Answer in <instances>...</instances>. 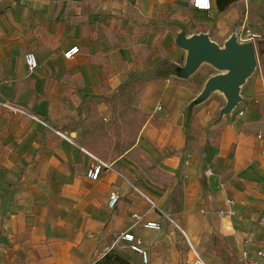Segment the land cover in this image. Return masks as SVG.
Returning <instances> with one entry per match:
<instances>
[{
	"label": "crops",
	"instance_id": "obj_1",
	"mask_svg": "<svg viewBox=\"0 0 264 264\" xmlns=\"http://www.w3.org/2000/svg\"><path fill=\"white\" fill-rule=\"evenodd\" d=\"M212 1L199 10L191 0H0V264H93L124 230L148 249L136 264H187L194 251L207 264H241L243 248L264 249V76L245 79L231 110L220 89L198 100L219 71L181 76L189 51L175 35L203 24L192 34L212 38L227 26L229 6ZM127 78L151 79L135 151L166 180L133 182L114 166L86 175L89 114L107 110ZM229 207L234 215L219 214Z\"/></svg>",
	"mask_w": 264,
	"mask_h": 264
},
{
	"label": "rangeland",
	"instance_id": "obj_2",
	"mask_svg": "<svg viewBox=\"0 0 264 264\" xmlns=\"http://www.w3.org/2000/svg\"><path fill=\"white\" fill-rule=\"evenodd\" d=\"M226 14V28L221 31L213 29L211 31L213 37L210 38L222 48H226L227 40L232 37L240 42H251L255 54V67L251 74L264 76V0H232ZM201 26L203 24H198V28L193 26L177 33L175 45L182 47L179 42L180 38L189 37L194 32L202 31ZM211 70L225 73V71H221L211 63L204 61L196 68V77L204 78L209 75ZM183 74L181 72V76ZM150 80L123 79L119 85V90L115 92L109 104V108L107 110L98 108L91 110L88 117L89 121L84 129L88 136L91 152L111 160L114 162V170L125 173L131 178V181L138 183L145 181L150 176H154L153 178L156 179L160 178V180L167 179L165 175L154 172L155 165H150L139 151H135V142L146 121V116L139 109L138 101L145 84ZM152 199L155 198L152 197ZM160 224L161 229L164 230V224ZM178 247L186 249L183 243L179 244ZM107 252L118 253L132 262L137 261V253L123 246L121 242H114L112 247L97 258L93 264L103 261ZM191 256V259H195L193 252ZM234 264L240 263L236 259Z\"/></svg>",
	"mask_w": 264,
	"mask_h": 264
},
{
	"label": "water",
	"instance_id": "obj_3",
	"mask_svg": "<svg viewBox=\"0 0 264 264\" xmlns=\"http://www.w3.org/2000/svg\"><path fill=\"white\" fill-rule=\"evenodd\" d=\"M179 42L189 51L186 65L180 68L183 76L190 75L203 61L225 71L208 80L198 100H203L214 90L220 89L228 98L226 109L231 110L240 100V85L255 67L252 43L240 42L232 37L227 40L226 48H222L205 33L181 37Z\"/></svg>",
	"mask_w": 264,
	"mask_h": 264
},
{
	"label": "built area",
	"instance_id": "obj_4",
	"mask_svg": "<svg viewBox=\"0 0 264 264\" xmlns=\"http://www.w3.org/2000/svg\"><path fill=\"white\" fill-rule=\"evenodd\" d=\"M191 5L199 10H209L211 9L213 5L212 0H191ZM80 51V46L74 45L68 50L64 52V56L66 58H72L76 53ZM25 61L28 67V70L30 72L34 71L38 67V60L36 58V55L34 52L29 51L25 54ZM8 106L18 112V113H27V110L23 107L20 106H15L8 104ZM59 134L67 138L69 141H72V138L66 134L62 133L61 131L57 130ZM261 137L263 138V149L262 152L264 153V132L261 134ZM90 156L92 157V163L89 166L87 170V177L91 180H98L101 177V174L103 172L109 171L112 169L113 165L110 161L96 155L95 153H92L88 151ZM209 173H211V170H208ZM149 199V198H148ZM120 201V195L118 192H113L110 195V199L108 202L109 207L114 208ZM150 203L152 206H155L154 201L149 199ZM232 200H229L228 203L231 205ZM220 215H234L235 212L232 210L231 207L228 209H221L219 210ZM137 219L140 220L141 217L138 215ZM262 221H264V217H262ZM142 225L146 228H151V229H160L161 224L158 221L154 220H144L142 221ZM116 243L121 242L123 246L129 248L131 251L138 253L141 257V260L143 263H148L149 262V252L148 249H146L143 246V241L142 239L137 235L136 232L132 230H124L121 231L117 238L115 239ZM239 260L241 264H259L261 262L264 263V249L258 248L255 251V256H251L250 251L247 248H243L239 254ZM136 264L135 262H133ZM187 264H207L203 258L197 253V257L195 259H189V262Z\"/></svg>",
	"mask_w": 264,
	"mask_h": 264
},
{
	"label": "trees",
	"instance_id": "obj_5",
	"mask_svg": "<svg viewBox=\"0 0 264 264\" xmlns=\"http://www.w3.org/2000/svg\"><path fill=\"white\" fill-rule=\"evenodd\" d=\"M232 0H217V5L220 10H224L229 6ZM96 264H134L132 261L122 257L118 253L107 252L103 261H98Z\"/></svg>",
	"mask_w": 264,
	"mask_h": 264
},
{
	"label": "bare ground",
	"instance_id": "obj_6",
	"mask_svg": "<svg viewBox=\"0 0 264 264\" xmlns=\"http://www.w3.org/2000/svg\"><path fill=\"white\" fill-rule=\"evenodd\" d=\"M194 255H195V257H197V253L194 251Z\"/></svg>",
	"mask_w": 264,
	"mask_h": 264
}]
</instances>
